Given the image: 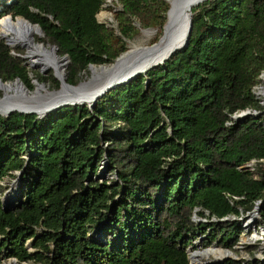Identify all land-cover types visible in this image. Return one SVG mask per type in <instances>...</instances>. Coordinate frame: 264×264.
<instances>
[{
    "label": "trees",
    "instance_id": "1",
    "mask_svg": "<svg viewBox=\"0 0 264 264\" xmlns=\"http://www.w3.org/2000/svg\"><path fill=\"white\" fill-rule=\"evenodd\" d=\"M105 1L0 0V19L39 25L35 42L69 58L66 82L76 86L90 65L126 52L137 24L155 29L156 42L162 35L165 0H117L119 36L96 19ZM192 13L182 51L93 108L64 107L37 121L0 116V198L3 180L25 169L20 198L0 201V259L189 264L187 250L200 236L205 246L231 250L243 233L238 219L259 202L264 226V173L238 169L264 161V107L254 94L264 72V0H208ZM12 51L0 38V81L19 79L32 91L29 70ZM246 110L260 114L232 120ZM105 161L115 178L98 182ZM194 215L214 222L196 224Z\"/></svg>",
    "mask_w": 264,
    "mask_h": 264
},
{
    "label": "water",
    "instance_id": "2",
    "mask_svg": "<svg viewBox=\"0 0 264 264\" xmlns=\"http://www.w3.org/2000/svg\"><path fill=\"white\" fill-rule=\"evenodd\" d=\"M165 1L169 5V9L166 13V22L162 28V35L155 44L143 49H130L120 54L110 65H101L98 67L90 65L88 67V70L90 71L89 78L84 82L78 83L76 86L69 85L66 82V76L63 79H56L59 82V88L58 90L52 92L55 94V96L51 99L42 100L38 99L40 97H37L32 98L34 99L32 101L13 102L9 98H7L4 91L0 89V91L2 92V96L0 97V116L8 118L14 113L22 115H34L36 116L35 121H37L43 119L48 114L56 112L64 107L87 106L89 109H91L99 99H101L110 91L132 82L137 77L147 74V72L152 69H155L159 66H163L165 62L169 60L174 53L182 51L188 44L192 30L193 13L191 8L193 9L194 7H197L208 0ZM10 18L12 17L5 16L1 19ZM16 18H20L25 22H28L21 17ZM29 24L35 28L36 36L38 38H42L43 34L39 25H33L31 23ZM4 42L10 48V45L6 39ZM39 45L42 46L41 43H39ZM20 47L24 48L23 45H21ZM50 50L54 51L55 53H57L58 51L55 46H51ZM12 55L21 57L19 55L14 54V52H12ZM21 58L26 59L27 57L23 56ZM61 58L65 60V63L69 62V58L67 56H63ZM105 67L107 68L104 69ZM32 68L36 69V67ZM94 68H100L103 70L100 72L99 75L93 77L92 70ZM263 75L264 72L259 77L261 80ZM31 83L34 86V89L32 91H29L19 79H15L11 83H3L0 81V86H4L6 84H17L22 88L25 94H28L30 92H35L37 86L41 87L44 85L43 83H39L37 80H32ZM62 89H66L68 90V92L62 93ZM257 89V87L254 88V90ZM254 94L257 96V93L255 91ZM261 105L263 106L262 102ZM259 114L260 113H251L250 110H246L235 114L231 118L232 120L236 121L235 117L237 115H243L242 118H247L249 116H255ZM103 164L104 169L107 165V161H105ZM24 171L25 169H23L21 172L15 173L18 178V182L21 176L23 175ZM99 174L100 173H98L95 178H97ZM260 205V202L257 203L254 210L259 211ZM4 211L8 212L9 210L4 208ZM192 256L193 255L189 256L190 263Z\"/></svg>",
    "mask_w": 264,
    "mask_h": 264
},
{
    "label": "rangeland",
    "instance_id": "3",
    "mask_svg": "<svg viewBox=\"0 0 264 264\" xmlns=\"http://www.w3.org/2000/svg\"><path fill=\"white\" fill-rule=\"evenodd\" d=\"M120 10H121V6L117 2V0H106L105 4L102 6L100 12L96 15V19H97L98 23L104 24L107 27H111V28H114L116 30V36H119V33H118V24L116 22L115 16ZM137 25H136L137 32L133 36V38L131 40H124L125 47L127 49L126 51L130 50L131 44H135L139 47H149V46H152L153 44L156 43L157 31L155 29H148V30H153L155 33L152 36L147 37L144 34H142L143 30H146V29H142ZM0 38L5 41V39L2 38L1 36H0ZM36 38H38V37L34 34V40ZM35 44H39V43L35 42ZM42 45L45 46V48H47V49L51 48V46H49V45H44V44H42ZM10 48L13 50L12 52H14V50L20 51L21 54H16L14 52V54H16V55H19L21 57L26 56V49L25 48H22L20 46L14 48V49L10 46ZM57 57L60 58V56H58V55H57ZM23 60L25 62V66H27V69L29 70V76H30L29 78L31 80H36V76L41 75L44 78L43 84L48 88V90L51 92L56 91L54 89V84H55V81H57V80L53 76L52 71H48L47 73H43L41 70H39L38 67L36 69H33L31 66L29 67V61L27 58L23 59ZM68 64H69V62H66V64H65V70H64L65 75H67L66 69L68 67ZM108 65H110V64H108ZM89 76H90V71L88 70L87 73H85L81 76L80 82L86 81L89 78ZM262 83H263V81H262ZM260 85H262V84H260ZM260 85L257 86V88H259ZM33 89H34V86H33ZM254 91L256 92V90H254ZM102 164H101L102 167H100V169L98 171V173H100L99 176L97 178H94V179L98 182L112 181L115 178V176L110 175L109 171L106 170V168L103 169ZM252 167L254 169L253 172L255 171V169H257V170L259 169V170H261L262 173H264V161H262L259 164V166L256 165V163H255ZM257 177L258 178L261 177L259 172L257 173ZM17 180H18L17 176H16V178H7L6 177L3 180L2 185L7 187V190L5 191L3 197L0 198V201L2 203L4 202L3 198L11 190V188L14 184H18L20 186V184ZM20 190H21V188H20ZM19 194H20V192H19ZM19 198H20V196H19ZM193 220L196 222V224H198L199 222L203 223V224H209L210 222H214V219H210V220L201 219L200 220L199 218H195ZM234 220H236V218H230V221H234ZM238 221L242 224L241 226L243 228V233H241L239 235V238L237 240L236 245L231 250L226 248V247L220 246L217 243H213L209 246H205L204 242L206 240V237L200 236V238L193 240L192 246L190 248H188V250H187L188 260H189L190 255L194 256V254H197L198 256L195 259L198 262V264H220V263L224 264L228 260H233V261L240 263V264H245L247 262L257 261V260H259V261L261 260L263 262L264 261V226L261 227L259 225V221H260L259 211L253 210L252 212L247 213L243 217H240L238 219ZM27 248H28V250L31 251L29 242L27 243ZM213 251L223 252L225 254V257L222 259L221 258L218 259L216 257L217 254H214ZM0 264H17V263L13 259L1 258ZM25 264H33V263H25ZM189 264H192V262L191 263L189 262Z\"/></svg>",
    "mask_w": 264,
    "mask_h": 264
},
{
    "label": "bare ground",
    "instance_id": "4",
    "mask_svg": "<svg viewBox=\"0 0 264 264\" xmlns=\"http://www.w3.org/2000/svg\"><path fill=\"white\" fill-rule=\"evenodd\" d=\"M192 10V8H191ZM187 27V25H186ZM155 32L153 30H143V33L145 36L150 37ZM34 34L36 35V30L34 27H32L28 22H25L24 20L20 18L16 19H0V36L4 39H6L9 43V45L14 49L18 46L23 45L26 49V57L29 61V67H38L39 70H41L43 73H47L48 71H52L53 76L56 79H63L65 78L64 70H65V60L61 57H57V54L54 51H51L50 49L45 48V46H41L39 44H35L34 40ZM138 48H146V47H139L135 44H131L132 50L138 49ZM105 67L104 69H106ZM103 69L100 68H94L92 70L93 77L100 74V72ZM262 85L256 90L257 96L259 99L261 98V102L264 106V75L262 76ZM0 89L4 91L7 98L12 100L13 102H27L32 101L37 98L42 100L51 99L55 96L54 93L48 90V88L43 86H37L35 92H30L28 94H25L22 88L17 84H6L4 86H0ZM54 92V91H53ZM68 90L62 89V93H66ZM37 99V100H38ZM1 111V110H0ZM1 113V112H0ZM243 115H237L235 117V120L242 119ZM19 192H20V186L18 184H14L11 188V190L7 193L8 201L7 203L9 205H14V203L19 198ZM12 206L5 207V209H9ZM245 241V240H244ZM214 254H217L216 257L224 258L225 254L223 252L219 251H213ZM198 255L194 254V256L191 257L192 264H198L196 261V257Z\"/></svg>",
    "mask_w": 264,
    "mask_h": 264
},
{
    "label": "built area",
    "instance_id": "5",
    "mask_svg": "<svg viewBox=\"0 0 264 264\" xmlns=\"http://www.w3.org/2000/svg\"><path fill=\"white\" fill-rule=\"evenodd\" d=\"M255 164V161H250L248 163H246L245 165L239 167L238 169H246V170H249L250 172H253V165ZM194 219L197 218L195 215L193 217ZM200 219V218H199ZM201 220V219H200ZM198 223V222H197ZM200 223V222H199Z\"/></svg>",
    "mask_w": 264,
    "mask_h": 264
}]
</instances>
